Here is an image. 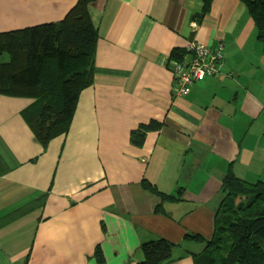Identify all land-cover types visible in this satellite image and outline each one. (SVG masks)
<instances>
[{
  "label": "crops",
  "instance_id": "obj_1",
  "mask_svg": "<svg viewBox=\"0 0 264 264\" xmlns=\"http://www.w3.org/2000/svg\"><path fill=\"white\" fill-rule=\"evenodd\" d=\"M78 0H0V34L62 20ZM97 0L93 83L69 130L41 146L22 117L31 99L0 95V264H138L141 244L176 247L168 264L210 240L230 168L264 182V45L238 0ZM223 47L217 77L173 93L169 56L188 42ZM187 54L185 59H190ZM161 123L141 147L130 134ZM146 181L177 202L145 191ZM46 195L45 200L41 199Z\"/></svg>",
  "mask_w": 264,
  "mask_h": 264
},
{
  "label": "trees",
  "instance_id": "obj_2",
  "mask_svg": "<svg viewBox=\"0 0 264 264\" xmlns=\"http://www.w3.org/2000/svg\"><path fill=\"white\" fill-rule=\"evenodd\" d=\"M95 1L78 0L60 21L0 34V95L33 101L22 117L43 147L68 132L81 92L93 83L98 35L88 8ZM212 1L202 0L192 20L201 23ZM238 1L254 22L257 40L264 45V0ZM186 55L184 49H175L169 60L181 61ZM160 127L155 121L139 126L131 132L130 143L141 147L146 134ZM142 186L160 199L154 210L157 214L165 215L162 203L180 201L183 193L179 188L176 194H165L146 181ZM221 193L211 239L185 235V241L204 246L186 254L194 264H264V182H248L229 168L221 179ZM175 247L163 238L145 242L139 248L143 258L138 264L175 262L179 260L172 256ZM94 256L98 264L104 263L100 248Z\"/></svg>",
  "mask_w": 264,
  "mask_h": 264
},
{
  "label": "built area",
  "instance_id": "obj_3",
  "mask_svg": "<svg viewBox=\"0 0 264 264\" xmlns=\"http://www.w3.org/2000/svg\"><path fill=\"white\" fill-rule=\"evenodd\" d=\"M190 59L181 61L169 60V68L173 75V93L176 96H187L192 83L205 78L217 77L223 60V47H208L196 42H188L185 46Z\"/></svg>",
  "mask_w": 264,
  "mask_h": 264
},
{
  "label": "rangeland",
  "instance_id": "obj_4",
  "mask_svg": "<svg viewBox=\"0 0 264 264\" xmlns=\"http://www.w3.org/2000/svg\"><path fill=\"white\" fill-rule=\"evenodd\" d=\"M198 249H202V246H197ZM192 252H198L197 250H191Z\"/></svg>",
  "mask_w": 264,
  "mask_h": 264
}]
</instances>
